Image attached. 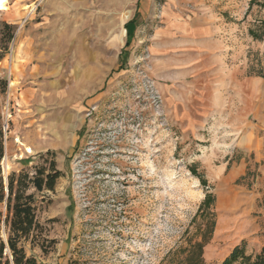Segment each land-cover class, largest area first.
<instances>
[{"label":"rangeland","instance_id":"rangeland-1","mask_svg":"<svg viewBox=\"0 0 264 264\" xmlns=\"http://www.w3.org/2000/svg\"><path fill=\"white\" fill-rule=\"evenodd\" d=\"M15 1L0 8L2 173L31 172L48 149L62 171L36 193L48 253L28 254L219 264L242 242L258 253L264 195L242 147L264 154V0Z\"/></svg>","mask_w":264,"mask_h":264},{"label":"trees","instance_id":"trees-1","mask_svg":"<svg viewBox=\"0 0 264 264\" xmlns=\"http://www.w3.org/2000/svg\"><path fill=\"white\" fill-rule=\"evenodd\" d=\"M4 27L12 28L7 23ZM5 36L10 41L13 31ZM256 74L264 76L263 69L259 68ZM3 156L4 131L0 112V264H40L36 256L26 250L28 246L31 250L39 248L43 254L48 253L44 227L36 217V193L54 190L62 171L57 168L54 151L48 149L40 153L44 163L34 165L31 172L12 171L5 180L1 167ZM219 264H264V246L258 253L250 254L242 242L235 245Z\"/></svg>","mask_w":264,"mask_h":264},{"label":"crops","instance_id":"crops-1","mask_svg":"<svg viewBox=\"0 0 264 264\" xmlns=\"http://www.w3.org/2000/svg\"><path fill=\"white\" fill-rule=\"evenodd\" d=\"M26 1H31V0H16L14 5H22V3H25ZM64 1V0H62ZM46 2V0H45ZM63 5V2H61ZM47 4V2H46ZM61 5V6H62ZM62 9V8H61ZM20 50V48H19ZM245 152L253 153V157L251 158L248 156V160L244 162V165H246L249 162H253L254 164L257 163L258 167L257 170L260 172V175L257 178V183L261 185L262 190L258 191L260 195H264V154L261 153L259 150H257L255 147H248V145H245L242 147Z\"/></svg>","mask_w":264,"mask_h":264},{"label":"bare ground","instance_id":"bare-ground-1","mask_svg":"<svg viewBox=\"0 0 264 264\" xmlns=\"http://www.w3.org/2000/svg\"><path fill=\"white\" fill-rule=\"evenodd\" d=\"M4 4H5L4 0H0V8H2ZM28 150H30V149H28Z\"/></svg>","mask_w":264,"mask_h":264},{"label":"water","instance_id":"water-1","mask_svg":"<svg viewBox=\"0 0 264 264\" xmlns=\"http://www.w3.org/2000/svg\"><path fill=\"white\" fill-rule=\"evenodd\" d=\"M5 180H6V178H5ZM5 236V235H4ZM5 238V237H4Z\"/></svg>","mask_w":264,"mask_h":264}]
</instances>
